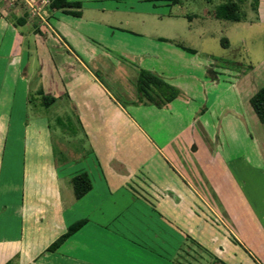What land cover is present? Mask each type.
Returning <instances> with one entry per match:
<instances>
[{
  "label": "crops",
  "instance_id": "obj_1",
  "mask_svg": "<svg viewBox=\"0 0 264 264\" xmlns=\"http://www.w3.org/2000/svg\"><path fill=\"white\" fill-rule=\"evenodd\" d=\"M68 1L79 2L71 9L80 15L48 8L47 24L19 4L0 1V172L12 155L22 163L0 201V264H188L181 251L189 242L212 257L209 264H264V187L255 182L264 177V123L249 103L264 81L256 84L244 69L220 80L209 69L208 89L223 85L209 99L188 69L193 53L177 46L165 47L167 55L153 45L119 46L126 66L114 71H120L115 79L123 104L103 85L96 69L102 62L87 63L73 50L82 26L108 27L94 21L96 14L123 5ZM255 8L263 19L264 0ZM170 58H181L174 70ZM139 69L179 94L161 106L140 99L136 79L129 81V72L137 76ZM40 92L53 98L52 106L62 100L74 120L70 139L61 136V157ZM29 107L37 112L32 117ZM178 108H187L189 117L164 140H151L141 122L157 131L172 125ZM78 131L86 149L75 148L82 141ZM237 135L255 142L256 161L234 154ZM81 172L91 187L76 198L71 178ZM78 220L81 226L57 249L45 250Z\"/></svg>",
  "mask_w": 264,
  "mask_h": 264
},
{
  "label": "rangeland",
  "instance_id": "obj_2",
  "mask_svg": "<svg viewBox=\"0 0 264 264\" xmlns=\"http://www.w3.org/2000/svg\"><path fill=\"white\" fill-rule=\"evenodd\" d=\"M226 1L228 0H103L102 2L106 7L117 4L118 6L123 5L124 10L119 12L101 11L96 16L94 15V21L109 26L97 28L96 25H85L81 27V32L77 29L80 34L77 33L74 36L76 41L73 50L78 57L87 63H90L91 60H96V63L102 62V67L96 68L97 73L108 91L123 104L126 103V96L122 93L124 90L119 87L120 82L115 79L120 75V71L117 69L114 71V66L126 64L125 60L119 58V46L138 45L144 47L153 45L156 47V51L163 52L165 47L174 48L176 47L175 43H179L193 49L194 55L191 57L193 64L188 69L194 72L198 81H203L209 99L213 93H221L223 86L218 84L215 92L208 89L209 69H213L220 80L225 79L224 76L228 71L230 74H238L244 69L245 73L251 74L256 84L261 83L264 81V18L257 17L258 12L255 8L260 0H233L238 4L237 13L240 18L237 21L215 16L216 7ZM160 38L164 40H160ZM111 43L118 47L115 48L116 45L114 47L106 46ZM82 44L88 50H84ZM88 45H92L94 48V53H92L95 54L96 59H90L88 56ZM31 59H33L32 65L36 69V60L34 57ZM165 60L167 59L165 58ZM168 61L174 70L177 65H180L181 58H170ZM129 77V81H131L137 76L132 70L129 72ZM31 82L35 83L33 78ZM62 102L61 100V105L52 106L50 104L41 107L45 117L49 120L50 129H52L54 150L57 157H61L63 154L60 146L63 140L61 136L66 140L70 139V137H66L69 133L67 131L71 130L72 127L74 128V120L68 113L69 109ZM60 107L61 110H59ZM180 109V113L173 112L172 125L166 127L163 123L157 127V131H152L142 121L148 137L154 142H160L167 138L170 133H173L178 128V124L189 117L187 108H178L177 110ZM35 113L37 112L34 108H28V117H32ZM174 114L177 115L174 116ZM68 115L70 119L67 118ZM155 119L157 120V118ZM260 124L263 126L262 123ZM261 128L264 131V126ZM109 129H111V125ZM78 132L76 136L80 137V132ZM80 138L82 139V137ZM71 142L72 140H70V144ZM75 143L76 149H86L83 139L82 141L76 140ZM255 149V142L251 143L248 138H241L237 135L234 147L236 156L244 155L248 156L251 161H256ZM12 159L13 155L9 158L11 161H4L1 166L0 201L8 197L6 184L10 181V187L13 188L12 186L21 174V157L18 156V159L14 158L13 161ZM250 173L251 171H248L249 176ZM251 175L253 176L254 173ZM255 182L264 187V177L257 176ZM187 245H184V250L181 253L187 255L186 258L182 255L184 257L182 260L188 264H194L191 263L193 261L209 264L213 260L212 257L203 253L197 245H193L191 242ZM188 247L190 249L187 250ZM199 256L201 258L197 259ZM11 262L18 264V260L13 259Z\"/></svg>",
  "mask_w": 264,
  "mask_h": 264
},
{
  "label": "trees",
  "instance_id": "obj_3",
  "mask_svg": "<svg viewBox=\"0 0 264 264\" xmlns=\"http://www.w3.org/2000/svg\"><path fill=\"white\" fill-rule=\"evenodd\" d=\"M78 1H68V0H49V9H62L64 12L69 13L74 16H79V11L72 10L71 8L78 7ZM238 4L233 0H228L224 3L219 4L215 9V16L218 18L228 19V20H239V15L237 13ZM160 40H164L160 38ZM175 45L187 52L194 53V50L185 47L179 43ZM136 91L138 97L145 101L151 102L156 106H161L164 103L170 102L178 94L179 91L174 86L166 83L157 75L151 73L150 71L139 69L137 72ZM40 104L43 106H49L53 102L51 96L44 95L40 92ZM249 103L255 112L257 118L260 122L264 123V84L258 88L249 98ZM71 185L73 189L74 196L76 198L81 197L86 193L90 187V180L85 172L74 175L71 178ZM83 220H78L67 227L66 231L59 235L55 240H53L46 248V251H54L57 247L74 231H76ZM217 262V259H216ZM219 264H224L218 261ZM4 264H13L11 261H7Z\"/></svg>",
  "mask_w": 264,
  "mask_h": 264
},
{
  "label": "built area",
  "instance_id": "obj_4",
  "mask_svg": "<svg viewBox=\"0 0 264 264\" xmlns=\"http://www.w3.org/2000/svg\"><path fill=\"white\" fill-rule=\"evenodd\" d=\"M11 5L19 4L30 18L47 24L49 0H5Z\"/></svg>",
  "mask_w": 264,
  "mask_h": 264
}]
</instances>
